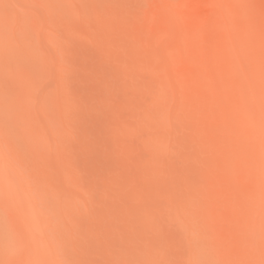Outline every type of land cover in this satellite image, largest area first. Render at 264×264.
<instances>
[{
    "label": "bare ground",
    "instance_id": "1",
    "mask_svg": "<svg viewBox=\"0 0 264 264\" xmlns=\"http://www.w3.org/2000/svg\"><path fill=\"white\" fill-rule=\"evenodd\" d=\"M119 1L0 0V264H264V28L254 20L264 14L250 0H207L222 37L200 69L183 22L188 0H154L174 29L165 41L149 36L136 64L143 76L131 85L143 101H130L121 131L138 144L133 180L107 173L96 185L71 154L77 95L64 44L93 22L108 36Z\"/></svg>",
    "mask_w": 264,
    "mask_h": 264
},
{
    "label": "rangeland",
    "instance_id": "2",
    "mask_svg": "<svg viewBox=\"0 0 264 264\" xmlns=\"http://www.w3.org/2000/svg\"><path fill=\"white\" fill-rule=\"evenodd\" d=\"M180 1L181 4H184L183 0ZM250 1L251 8L257 11L256 13L260 15L261 13L264 14V0ZM119 2L120 5L116 10L117 13L113 15L112 22L110 21L113 30H110L108 36L105 35L104 31L98 29L100 26L96 25V22H93L91 23L94 26L91 34L88 32L85 33L84 28H82L79 32L80 34L78 32L70 33L65 41L67 45L64 44L65 52L63 53V58L65 61L64 65L66 66L65 77L67 78V82H70L68 84L72 96L75 97L77 95L74 98L75 104H77L74 106L75 108L73 107V116L76 110L78 114L74 117L72 116L71 119L72 131H70L72 133H70V141L74 142L75 140L74 143L71 142V154L76 155L75 161L77 166L81 168V177L83 176L82 178H85L84 181L86 183H93L95 179L94 183L96 185L103 184L102 181L105 182V178L109 176L107 173H114L113 175L119 174L123 180L125 178L124 182L127 180L130 183L133 180L129 169L133 165L137 167V165L133 164L136 163L134 162L135 155L133 154H135L134 147L138 146V144L135 145L134 141H136V137L134 135L128 132H123L124 134L121 135V131H123V115L131 107L130 101L135 104L140 103V100L143 101L137 88L131 85L133 82H141L143 76V73L141 74V78L137 74L138 66L136 64H141V62L145 61L147 52L152 49L147 42L149 36L157 35L159 40L165 41L169 38V30L174 29L169 12L157 5L154 0H128L126 2L125 0H121ZM184 10L185 16L183 22L191 34L193 53L198 58V67L201 69V64L204 65L205 62L200 64V61H206L208 59L214 60L219 55L214 50L213 39L222 37V33L221 31L212 29V26L210 27L208 25L209 23L218 21L219 17L210 7L207 0H188ZM243 12L245 13L246 11L244 10ZM254 20L257 25L264 28V20H258L257 18H254ZM227 22L230 21L227 19ZM121 24L123 25V29L120 28L122 27ZM142 30H145L146 33L140 34L139 32ZM135 37L136 40L140 37L141 41H136ZM38 45L41 46L39 41ZM133 50L135 53H131ZM129 64L135 65V70L131 75L132 68L130 69ZM231 65L233 64L231 63ZM211 71L212 69L209 70V72ZM221 90L224 96L230 101H239V97L232 89L222 87ZM203 94L211 104L218 105L210 90L206 89ZM79 107L80 109H78ZM81 111L85 112L83 113ZM79 112L80 114L82 113L81 116H78L80 115ZM76 118L78 122L75 120ZM115 127L117 128L116 130ZM77 128L79 131L76 130ZM78 133H82L83 135H78ZM78 136L80 138L81 136L83 137L80 139ZM72 137L74 140H72ZM211 137L207 136L210 142H212ZM129 139L130 141H128ZM126 144L130 145L129 148ZM133 145L134 147H131ZM79 146L81 148L84 146L85 153L82 151L83 148L80 149ZM78 150L80 151L77 152ZM124 150L126 152L128 151V154ZM191 152L194 153L195 149L192 148ZM241 155L240 153L238 154L240 158H242ZM200 156L207 157L206 154H200ZM123 157L124 160L121 159ZM247 164L250 167V163L248 162ZM199 165L206 172L212 171L214 174L220 176L224 174L218 166H214L216 163L209 165L205 162L202 164L199 163ZM92 174L95 175L93 176ZM98 174L100 176L99 179H97ZM248 178L249 180L255 179L251 171L248 174ZM87 179L88 181H86ZM120 184V182H117L113 187L116 186L120 190L122 189ZM149 185L152 186L151 184ZM208 186L223 191L226 189L225 182L222 184L215 182ZM227 192L230 194L229 191Z\"/></svg>",
    "mask_w": 264,
    "mask_h": 264
}]
</instances>
